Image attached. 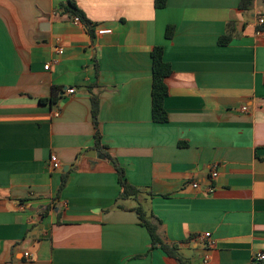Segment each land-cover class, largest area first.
<instances>
[{
	"label": "crops",
	"instance_id": "obj_1",
	"mask_svg": "<svg viewBox=\"0 0 264 264\" xmlns=\"http://www.w3.org/2000/svg\"><path fill=\"white\" fill-rule=\"evenodd\" d=\"M154 1L75 0L91 37L61 0H0V264H177L150 248L137 203L186 264H264V0ZM155 46L165 123L151 120ZM91 92L100 152L137 200H117L93 153Z\"/></svg>",
	"mask_w": 264,
	"mask_h": 264
},
{
	"label": "trees",
	"instance_id": "obj_2",
	"mask_svg": "<svg viewBox=\"0 0 264 264\" xmlns=\"http://www.w3.org/2000/svg\"><path fill=\"white\" fill-rule=\"evenodd\" d=\"M251 3V0H242L240 7L246 9L247 6ZM164 0H155V8H162L164 6ZM59 10L63 14H67L70 18H77L81 24H83L89 35L93 37V29L89 21L86 19L83 12L76 6L75 0H61L59 4ZM260 30L264 31V25L261 26ZM232 25L227 24L225 34L218 39L219 45H224L229 42L231 39ZM173 34V26H166L165 28V38L170 39ZM150 57L152 61L151 66V120L154 123H165L167 121V113L164 109L163 102L167 96V87L165 85V78L171 73L169 64L163 61V51L162 47L155 46L150 52ZM58 100L56 95V89H52V95L48 99H40V103H47L49 105H54ZM90 102H91V120L94 128V147L104 153V147L100 144V135L98 130V99L97 94L90 93ZM109 161L114 167V171L117 176V182L119 185V194L117 200H126L133 198L137 200L139 195V189L128 184L124 177L123 169L118 166L114 158L110 157L105 153ZM65 179H62L61 186H63ZM133 211L137 215L139 220V225L147 231L150 238V248H159L167 256L173 258L177 264H186V262L178 255L175 245L167 244L163 241L162 237L159 234L158 226L159 221H157L153 216H147L143 208L139 203Z\"/></svg>",
	"mask_w": 264,
	"mask_h": 264
},
{
	"label": "built area",
	"instance_id": "obj_3",
	"mask_svg": "<svg viewBox=\"0 0 264 264\" xmlns=\"http://www.w3.org/2000/svg\"><path fill=\"white\" fill-rule=\"evenodd\" d=\"M73 22L75 24L80 23L77 18H73ZM257 25L260 26V27L262 25H264V19H262L261 17L258 18L257 19ZM56 52H57V54H62V48L59 47V46L56 47ZM48 66L49 65H45L44 66V69L47 70L48 69ZM67 93L68 94H71V93H73V90L72 89H69L67 91ZM53 116L54 117H57L58 116V112H54L53 113ZM49 163L51 164V168L52 169H58L60 167L59 166V163H58V160H57V158H56V156L54 154L50 155V157H49ZM216 176H217V172H216L215 168L213 167L211 169V171H210V177L209 178L210 179H214ZM192 187L193 188L197 187V184L196 183H193L192 184ZM207 190L210 192L212 190V188L209 187ZM207 236H208V234H205L204 235V237H207ZM23 256H24L25 259H29L30 258V255L28 253H24ZM252 262H255V263H264V251H259V252L254 253L253 256H252Z\"/></svg>",
	"mask_w": 264,
	"mask_h": 264
},
{
	"label": "water",
	"instance_id": "obj_4",
	"mask_svg": "<svg viewBox=\"0 0 264 264\" xmlns=\"http://www.w3.org/2000/svg\"><path fill=\"white\" fill-rule=\"evenodd\" d=\"M94 155L98 158L105 159L106 156L103 155L100 151H93Z\"/></svg>",
	"mask_w": 264,
	"mask_h": 264
}]
</instances>
